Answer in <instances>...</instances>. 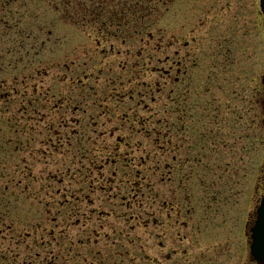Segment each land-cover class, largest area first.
<instances>
[{"label": "rangeland", "instance_id": "obj_1", "mask_svg": "<svg viewBox=\"0 0 264 264\" xmlns=\"http://www.w3.org/2000/svg\"><path fill=\"white\" fill-rule=\"evenodd\" d=\"M133 1L136 2V0ZM151 1L158 3L156 13L150 19L145 17L142 21H138L139 26L133 29V25L130 24L132 21L130 17H133L131 12L129 17L124 13L128 12L127 8L121 7L124 1L120 6L115 5L117 8L113 9L115 11L113 15L106 14L105 20L103 19V22L98 25L92 23L91 21L94 19L88 16L89 3L88 7L84 5L81 9H76L77 11H74V17H72L73 11L65 10L63 3L66 2L63 0L5 1L4 11L19 13L18 15L22 17L20 31L22 29L25 31L22 34L25 35L23 40L27 36L32 37V40L25 42L26 46H23L22 49L19 48L20 40L16 35L12 44L3 41L5 38L0 43L3 66H6V57L3 52L7 49L12 52L11 57L14 61L20 63L19 66H16L15 71H0V132L8 135L10 133L8 129L12 128L14 123L23 128V125L29 122L26 112V102H29L30 113L33 109V113L36 115L50 117V119L44 117L41 127L47 129L45 136L51 135L56 128L59 129L56 134L68 135L75 127V124L72 123L73 119L78 117L83 118L85 126L88 124L89 130L84 131L87 133L92 128L88 123L89 117L98 118L100 115L103 118L106 117L102 116V111L97 109L100 107L99 105L91 104L92 106L89 108L85 104L86 113L82 116L76 111L73 113V105L68 108V103L75 101L78 93L76 91L77 95L74 92L68 93L66 97L65 92H68L67 87L71 86L70 83H75L80 72L86 73L84 75L86 80H83V83H111L114 84L111 89L119 91L121 86L123 89V85L131 83L132 80H138L141 83L161 81L160 69L168 68L175 59L182 57L187 60L189 69L191 64L196 62V57L201 58L203 68L193 72L194 83L191 82L193 84L190 87L191 95L186 99L187 104L183 107V111L189 112V115L192 113L193 125L200 123L198 116L202 113L199 111L201 106L205 112L206 122H213L215 115L218 116L214 123L219 121L221 124H218L216 128L207 125V128L209 132L213 129L217 130L221 142L216 140L217 144H210L208 148L211 150L207 148L205 158L195 166L199 168L200 175L191 181L192 190L190 193L192 197L189 205L187 204L185 207L188 206L187 208L190 210L188 223L193 224L194 227L200 216L207 214L202 210L207 208L206 204L208 203L203 202V198L206 196L212 200L210 196H207L209 193L217 197L215 201L223 199L228 202V206L218 211L217 215L212 214V216L223 219L220 222V234L205 239L187 238V243L183 244L186 239L174 237L178 234L176 228L168 230L165 227L168 230L166 233H171L173 237L168 234V237L162 241L160 237L155 238L154 233L153 235L144 234L143 242L138 241V247L136 245L132 247L129 259L127 261L120 260L115 264H135L131 261L139 259H141L139 264H150L148 257L157 258L158 264H185L186 253L206 257L200 258L197 264H244L247 242L243 234V227L264 190V97L257 96L255 111L252 110L255 126L249 123L250 113L247 115V112L251 110L248 102L251 101L252 94L253 100L256 96L255 86L261 84V79L264 77V22L260 15L259 2L258 0H171L168 3L167 1L161 3L159 0ZM129 5L134 6L132 3ZM79 15L80 17H78ZM109 15L112 16L111 21L108 19ZM74 18L83 21L80 22V26L74 25ZM114 20L124 21L125 23H121L128 25V29L120 23H115ZM194 31L198 33L194 34ZM137 34L139 36H136ZM186 35H188L186 38L181 39ZM115 36H121V38H115ZM194 36L197 39L196 42L193 39ZM121 41H123V45H121ZM141 42L143 44H140ZM145 44L148 46L147 48ZM116 54L118 55L116 56ZM202 54H205L203 58ZM81 55H85L86 60L91 59L93 64L90 61L85 62L84 65V62H81L85 60L82 59L83 57L77 59ZM158 60H162L168 66L165 63H159ZM156 61L159 64L157 70L154 66ZM128 62L133 63L135 70L126 67ZM203 72L206 75V83H201ZM226 73L228 76L233 75L232 79L230 78L231 82L228 81L230 83L224 81L227 77ZM210 74L212 78H215V82L207 81ZM88 79L89 81H87ZM239 79L240 83H237ZM253 79L256 80L254 85L248 83ZM30 83L36 84L30 85ZM219 83L223 84L222 91L217 89ZM57 85L62 88L63 99L51 98L53 91L59 89L55 87ZM49 86L53 88L49 90ZM38 88L41 89L40 92ZM249 89L250 95L247 93ZM32 92L34 94L30 95ZM42 94L52 100L41 99ZM159 96L160 94L151 97L143 96L145 98L143 106L147 107L143 116L151 117L152 121L153 118L160 119L166 116L167 107L158 103L156 97ZM102 97L104 96L99 95L98 99ZM208 101H216V104L207 107L204 111L205 103ZM50 110L56 112L49 115L47 111ZM35 122L36 119H34ZM102 122L101 119L99 123ZM247 122L249 123L248 127ZM98 127L94 130L103 129L104 133L105 130L111 131V125L105 127L98 125ZM240 138L242 141L238 143ZM105 139L110 143L109 138L105 136ZM231 140L236 143H231ZM251 140L252 146L249 144ZM219 143L222 144L219 145ZM100 147L98 145V149ZM19 161L15 160L16 167L20 165ZM28 163L30 167L34 165L33 167L39 170L46 162L32 164V160H28ZM5 164L6 166H3ZM3 165L0 167L12 166L10 162ZM3 170H5V175L10 173V176L13 171L10 167L7 172L5 168ZM22 170L24 169L21 167L20 172L17 173L16 169V174L12 175L18 183L23 179ZM60 170L61 167L57 169L56 174L59 175ZM62 171L63 175L67 176L66 168ZM17 185L19 184L6 182L0 184V208H4V203L14 208L12 216L3 221L5 225L14 223L20 226L30 218L26 212L28 201L23 198L22 188ZM163 188L165 187L156 188V194L160 195L162 190L168 194L173 192L172 188L171 190L169 187L168 189ZM12 194L15 195L17 201L10 199ZM169 197L174 198L172 194ZM158 198L161 200L163 198L164 201L168 199V197L161 198L160 196ZM144 200L147 205L139 211L152 212L153 209L160 208L157 206V201L152 204V201ZM221 206H225V203H222ZM33 220L40 221L47 225L46 227L57 226V223H52L50 218L46 219L47 221L44 220L39 212H36ZM142 221L144 225L145 220ZM63 229L65 227L61 226L58 230ZM149 229L145 230L150 232ZM226 230L229 231L230 240H227ZM21 231L22 227L20 226L18 232ZM10 234L9 227L4 226L3 234L0 236L1 255L9 256L4 239L12 240ZM61 234L60 232L55 240H49L54 247L52 250L55 251V256H48L52 260V264H65L66 254L64 251L67 250L65 249L67 241L62 243L64 239ZM61 239L60 243H55ZM2 241L3 243H1ZM200 242L204 246L199 250L195 246ZM22 251L19 252L18 259L21 257ZM36 251H33L32 254H35ZM23 253H25V260H29L30 253L24 251Z\"/></svg>", "mask_w": 264, "mask_h": 264}, {"label": "flooded vegetation", "instance_id": "obj_2", "mask_svg": "<svg viewBox=\"0 0 264 264\" xmlns=\"http://www.w3.org/2000/svg\"><path fill=\"white\" fill-rule=\"evenodd\" d=\"M172 67L175 66V61H172ZM179 61V65H180ZM264 83V81H263ZM190 87L191 83H170L169 89V104H170V113L168 118V127H169V142L167 146V161H163L162 159L156 157L154 162V177L156 178V186L160 187L162 184L163 189H168V187L172 188L173 192L165 193L162 190V193L159 195H155V203L157 201V206L159 209L154 210L151 213H141L139 216L138 226L141 227L143 225V221L145 223L147 220H151L153 224L154 237H160L161 240H165L168 237V234L172 236L171 233H166L169 229H174L178 231V234L174 236L175 238H183L185 243H187V238H200L205 239L207 237L219 235L221 231V225H208L207 217L208 215H217V212L220 210H212L203 208V212H207V214L200 216V218L196 221L195 226L193 224L188 223L189 217L188 212L190 210L185 207V201H190V194H184L186 191V187H183V192H179L180 188H177L176 185H181L184 183H190L197 175L199 174V168L195 167L199 162L205 158V147L204 145L199 146V150H196L197 138L192 136V119L189 114L183 111V107L187 104L188 96H190ZM181 110V113H180ZM253 122V118H252ZM180 133L183 134L180 137ZM202 135L200 138H204ZM184 139V142H183ZM176 165V166H175ZM176 168V169H175ZM172 194L174 198L169 197ZM168 197L165 202L161 203L160 198L158 197ZM175 198L178 200V205L175 206ZM158 199V200H157ZM181 200L184 201V204L181 203ZM166 205V207H164ZM209 211V214H208ZM150 215V218H148ZM185 216L184 218H182ZM256 221L255 213H251L248 219L247 227L248 233L247 235L251 238L252 233L251 230L254 228ZM168 229H166V228ZM185 231V232H184ZM157 232V233H156ZM156 233V235H155ZM164 233V234H162ZM227 240H230L229 231H225ZM173 237V236H172ZM138 237V239H140ZM222 238V237H220ZM141 240V239H140ZM230 242V241H229ZM221 244V243H220ZM204 246L203 243L197 244L195 247H198L200 250L201 247ZM200 258H206L202 255L193 256L192 253L185 254V264H197ZM157 258L152 259V264H158ZM244 264H262L255 261V259L250 255L244 257ZM264 264V263H263Z\"/></svg>", "mask_w": 264, "mask_h": 264}, {"label": "trees", "instance_id": "obj_3", "mask_svg": "<svg viewBox=\"0 0 264 264\" xmlns=\"http://www.w3.org/2000/svg\"><path fill=\"white\" fill-rule=\"evenodd\" d=\"M85 1H90V0H85ZM113 2V1H112ZM130 3H132V5L134 6H131L129 5ZM139 6H137L138 4ZM98 7H97V10L92 14V16H96L97 14V17L98 18H102L103 15H105V11L103 7L104 4H97ZM109 7H111V2L110 4H108ZM157 5L158 3H153L151 0H136L133 1V0H125V5L123 6L127 8L128 12H124L125 14H127L128 16L130 15V12L132 14L133 17H130L131 20L133 21V24H139L138 21H142L143 19H145V17L147 18H152V15L156 13L157 11ZM101 15V16H100Z\"/></svg>", "mask_w": 264, "mask_h": 264}, {"label": "water", "instance_id": "obj_4", "mask_svg": "<svg viewBox=\"0 0 264 264\" xmlns=\"http://www.w3.org/2000/svg\"><path fill=\"white\" fill-rule=\"evenodd\" d=\"M262 8L264 10V0H262ZM259 223L256 229L255 235V251L257 253L258 258L261 261H264V200L262 207L259 211Z\"/></svg>", "mask_w": 264, "mask_h": 264}]
</instances>
